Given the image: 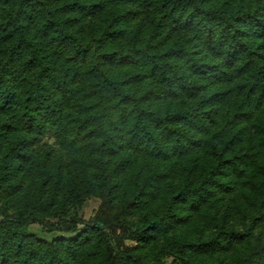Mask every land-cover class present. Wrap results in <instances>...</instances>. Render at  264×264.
I'll return each mask as SVG.
<instances>
[{"label":"trees","instance_id":"obj_1","mask_svg":"<svg viewBox=\"0 0 264 264\" xmlns=\"http://www.w3.org/2000/svg\"><path fill=\"white\" fill-rule=\"evenodd\" d=\"M0 264H264V0H0Z\"/></svg>","mask_w":264,"mask_h":264},{"label":"rangeland","instance_id":"obj_2","mask_svg":"<svg viewBox=\"0 0 264 264\" xmlns=\"http://www.w3.org/2000/svg\"><path fill=\"white\" fill-rule=\"evenodd\" d=\"M100 200L97 198H89L86 200L85 204L82 206L79 216L84 220L92 219L97 212ZM55 220H50L45 225H39L37 223H31L27 227L29 233L35 234L39 238H44L47 240H52L53 238L59 236L69 237L71 234L65 232L63 228L55 226ZM112 239L114 240L115 245H120L121 247H130L137 245V240L134 239V235L130 232L123 231L119 228H111ZM235 261H238L241 257V254L235 253Z\"/></svg>","mask_w":264,"mask_h":264}]
</instances>
